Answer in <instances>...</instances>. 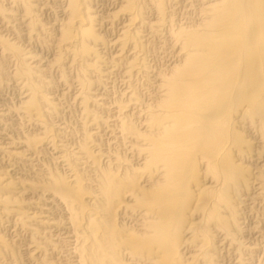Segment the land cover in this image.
I'll list each match as a JSON object with an SVG mask.
<instances>
[{
    "label": "bare ground",
    "instance_id": "bare-ground-1",
    "mask_svg": "<svg viewBox=\"0 0 264 264\" xmlns=\"http://www.w3.org/2000/svg\"><path fill=\"white\" fill-rule=\"evenodd\" d=\"M57 3L0 0V264H264V0Z\"/></svg>",
    "mask_w": 264,
    "mask_h": 264
},
{
    "label": "rangeland",
    "instance_id": "rangeland-1",
    "mask_svg": "<svg viewBox=\"0 0 264 264\" xmlns=\"http://www.w3.org/2000/svg\"><path fill=\"white\" fill-rule=\"evenodd\" d=\"M44 1H46L47 2V0H44ZM48 2H50V4L51 5H53L54 4V2H55V0H48ZM105 2L107 3V5H109V4H112L111 2H113V0H105ZM58 3H57V0H56V3L54 4L55 5V10H58V5H57ZM109 8L110 7H113V6H108ZM57 12V11H56ZM47 19H50V17L49 16H51V13H52V11L50 10V11H47ZM45 21H47V20H45ZM3 96L1 97V99H0V105L2 104V106H3V104L5 105V103L6 102H8V101H13V102H15L16 101V95H15V93H14V91L11 89H6L5 91H4V93L2 94ZM3 97H6V98H3ZM8 97H10V98H8ZM13 99V100H12ZM7 100V101H6ZM5 101V102H4ZM70 118V117H69ZM71 120V119H70ZM73 121V120H72ZM70 122V121H69ZM71 124V123H70ZM73 124V123H72ZM262 231H264V225H263V228L261 229ZM261 235V234H260ZM259 236V234L257 233V234H255L253 237H252V239L250 240V241H253L254 240V238H257V237ZM258 240H261V238H258Z\"/></svg>",
    "mask_w": 264,
    "mask_h": 264
}]
</instances>
